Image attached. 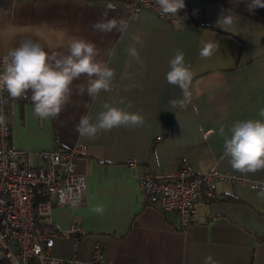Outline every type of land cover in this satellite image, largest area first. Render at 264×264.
Segmentation results:
<instances>
[{
    "label": "crops",
    "instance_id": "obj_1",
    "mask_svg": "<svg viewBox=\"0 0 264 264\" xmlns=\"http://www.w3.org/2000/svg\"><path fill=\"white\" fill-rule=\"evenodd\" d=\"M107 1L0 0V57L24 39L49 53L66 54L67 39L77 37L95 43L98 59L114 69L111 91L95 99L75 94L87 77L74 81L73 95L57 118H36L30 99L9 107V142L28 151L33 163L38 164L43 149H81L74 161L85 178L84 198L75 209L51 208L48 220L59 232L52 254L85 262L100 243V264H204L209 255L220 264H264V198L250 185L264 183V170L234 171L223 157L219 134L235 122L264 119L258 115L264 108V8L249 12V0H185L188 16L168 19L146 9L132 12L115 1L109 18L123 17L128 28L100 33L92 24L103 18ZM229 11L237 21L225 31L217 21ZM209 41L218 43V51L201 58L199 50ZM131 47L140 63L129 55ZM177 51H183L195 73L191 103L184 108L169 103L183 93L166 80ZM105 103L139 113L144 123L91 139L79 135L80 118L94 121ZM128 159L135 165L129 166ZM183 164L197 173L216 169L238 179L215 183L217 199L200 204L196 222L185 229L176 213L145 204L139 183L144 173H168ZM97 204L105 207L103 215L91 212ZM71 227L78 229V238L69 235Z\"/></svg>",
    "mask_w": 264,
    "mask_h": 264
},
{
    "label": "clouds",
    "instance_id": "obj_2",
    "mask_svg": "<svg viewBox=\"0 0 264 264\" xmlns=\"http://www.w3.org/2000/svg\"><path fill=\"white\" fill-rule=\"evenodd\" d=\"M161 15L178 16L179 10L186 7L185 0H155ZM264 8V0H249L247 9L253 12L256 8ZM117 5L112 2L105 4L102 19L94 22L92 28L100 33L125 32L127 21L121 17L109 18L110 12H115ZM237 17L230 14L221 15L217 26L229 31L236 23ZM137 44H142L135 37ZM66 54L51 52L38 42L31 39L22 40L17 47L10 48L0 59V93L7 92L12 99H30L33 105V115L41 120L54 119L64 110L73 95V83L82 76L87 77L86 86H76L75 94L95 99L101 92H110L114 79V69L102 59H98L101 50L91 41L83 38L69 37ZM218 43L204 42L199 50V56L207 59L218 51ZM129 55L137 63L140 56L135 47L128 49ZM195 73L191 65L185 62L183 51H177L174 58L169 60V71L166 80L169 84L178 86L183 98L171 100L173 108L186 107L191 103L190 86ZM123 104V101H120ZM131 107V105H129ZM104 110L99 112L93 121L89 116H82L75 126L79 135L95 138L100 132L111 131L113 128H135L144 123L139 113L126 111L124 108L105 103ZM194 110H196L194 108ZM258 115L264 118V108ZM8 120L0 108V131L7 130ZM224 138L223 157L228 158L234 171L240 173H255L264 170V119H248L235 122L225 131L219 129ZM258 195L264 198V190ZM81 196L69 187L60 194V202L68 203L73 209L79 207ZM91 212L103 215L105 207L97 204L91 207ZM54 264L61 262L54 261ZM204 264H220L211 255L204 258Z\"/></svg>",
    "mask_w": 264,
    "mask_h": 264
},
{
    "label": "built area",
    "instance_id": "obj_3",
    "mask_svg": "<svg viewBox=\"0 0 264 264\" xmlns=\"http://www.w3.org/2000/svg\"><path fill=\"white\" fill-rule=\"evenodd\" d=\"M122 1L132 12L146 9L160 18L155 0H108ZM186 7L178 16L186 14ZM2 59V57H0ZM8 100L15 101L5 91L0 93V108L7 117L6 131H0V264H100L104 248L95 243L88 261L66 260L51 252L58 235L57 229L48 220L53 206H65L60 194L69 187L79 192L81 201L85 193L84 175L75 169L74 157L81 149L52 147L39 152L40 161L33 163L28 151L16 148L9 142L11 114ZM158 138V137H157ZM136 161L128 159L134 166ZM238 179L231 173L216 169L197 173L189 164L176 167L168 173L151 171L139 177L145 204L155 205L162 212H174L181 229L197 220V208L213 195L217 182L233 183ZM252 187L264 190V183H251ZM71 234H78L71 227Z\"/></svg>",
    "mask_w": 264,
    "mask_h": 264
},
{
    "label": "trees",
    "instance_id": "obj_4",
    "mask_svg": "<svg viewBox=\"0 0 264 264\" xmlns=\"http://www.w3.org/2000/svg\"><path fill=\"white\" fill-rule=\"evenodd\" d=\"M186 16H188V13L186 12V14H184V15H182V17H186ZM18 99H15V101H11V100H8V105H7V110L9 111V107H10V105L12 104V103H14V102H16ZM216 200L217 199V197L215 196V193L213 192V195H212V197H210L207 201H211V200ZM226 199H229V197H226V196H224L223 198H222V200H226ZM58 231V230H57ZM59 233V232H58ZM69 235L70 236H72V237H74V238H78L79 236V234H71V233H69Z\"/></svg>",
    "mask_w": 264,
    "mask_h": 264
}]
</instances>
